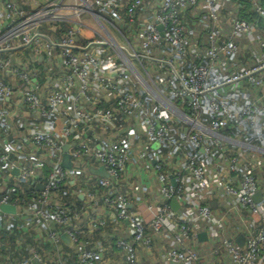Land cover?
Wrapping results in <instances>:
<instances>
[{
    "label": "built area",
    "instance_id": "2783aa9c",
    "mask_svg": "<svg viewBox=\"0 0 264 264\" xmlns=\"http://www.w3.org/2000/svg\"><path fill=\"white\" fill-rule=\"evenodd\" d=\"M30 1L32 6L26 9L14 0L6 1L9 24L0 23V72L22 83L20 87L0 76V100L10 98L14 106L39 115L37 120H28L22 136L32 148L30 153H0L4 185L0 223L8 228L14 216L29 219L27 209L29 216L46 226L62 227L74 221L75 227L68 232L77 242L82 216L100 206L105 214H113L116 228L124 231L115 245L124 254L125 264H140L139 249L150 248L156 238L161 240L165 263L264 264V158L255 152L243 155L230 150L227 139L219 136L220 130L242 123H259L264 136V117L258 116L254 102L234 112L221 100L211 99L208 110L213 118L207 124L200 121L201 95L221 85L211 76L238 52L240 41L252 53V62L230 70L223 84L237 87L246 79L264 89L263 0ZM242 9L258 21L244 17ZM187 14L196 29L205 28L204 35L195 38L187 33ZM90 20L100 28L103 23L114 29L122 24L124 41L118 43L111 34L91 27ZM62 23L68 27L58 32ZM33 43L38 48L24 54L23 49ZM17 49L19 54L12 56L10 52ZM40 55L48 67L45 84L35 68ZM176 55L187 59L183 67L175 66ZM27 56L32 66L23 64ZM133 59L141 67L142 59L155 60L152 71L146 72L147 80ZM42 84L44 95L40 94ZM151 99L185 119L191 130L170 138V120L153 119L146 102ZM173 102L182 107L188 104L190 114ZM5 123L1 111L0 135ZM65 145L70 168L62 165ZM158 146L167 148L154 149ZM37 152L46 156L47 173ZM201 152L216 160L208 164ZM147 157L155 159L149 186L137 179L138 164L143 165ZM173 163L178 167L173 168ZM3 164L15 168L17 174L10 170L2 174ZM98 166L105 168L108 177L95 176L96 182L86 183L81 202L77 193L68 192V199L64 198L62 189L70 187V181ZM93 187L101 190L93 191ZM143 191L151 193L150 202L139 195ZM132 199L136 208L130 207ZM215 199L223 202L219 213L211 206ZM4 204L14 205L16 213L3 212ZM232 212L238 215L239 222L233 227L236 235L224 233ZM106 225L107 220L89 218L91 229ZM200 232L206 233V240L197 243ZM240 234L244 248L235 241ZM48 235L58 246L59 234L48 229ZM10 264L31 263L22 259ZM63 264H98V253L84 248L75 260Z\"/></svg>",
    "mask_w": 264,
    "mask_h": 264
},
{
    "label": "crops",
    "instance_id": "0c3cea01",
    "mask_svg": "<svg viewBox=\"0 0 264 264\" xmlns=\"http://www.w3.org/2000/svg\"><path fill=\"white\" fill-rule=\"evenodd\" d=\"M9 0H0V23L1 24H9L8 19L5 18V8L4 3ZM19 4H22L24 8H29L32 4L30 0H14ZM46 0H35L37 4L42 3ZM58 1V0H55ZM68 3H74L73 0H69ZM264 2V0H263ZM32 6V5H31ZM34 6V4H33ZM148 8V6L146 7ZM144 15H148L149 12L147 9L143 12ZM241 14L244 17L253 19L258 21L253 17V15L247 14V10L242 9ZM247 15V16H246ZM91 27L96 29H100L99 31L103 32V34L109 33L118 43H122L123 39V25L117 24L116 28H112L108 26V23H103L104 28L94 23L92 20L88 21ZM193 19L189 14L185 17V24L187 33L192 37H199L205 34L206 30L203 26L198 29L192 24ZM110 31H109V30ZM38 48L36 43H33L28 48H24V54L30 55L34 50ZM21 50L20 53L23 51ZM172 54H174L171 50H169ZM18 49L15 52H10L13 54L12 56H16ZM9 54V55H11ZM177 60L175 61V66L183 67L187 62V59L184 55H176ZM21 59V58H20ZM252 53L247 49L244 41L239 42V50L238 52L232 56L229 60H226L220 64V67L215 70V72L211 76V80L215 83L221 84L219 87L211 89L210 91L204 92L201 95V106L202 114L200 117V121L204 124H207L212 117L210 111L208 110V103L211 99L221 100L225 104H227V108L231 111H237L241 109L245 104L254 102L256 106V113L259 117H264V89L262 87L258 88L248 83L246 79H242L237 87H233L230 84H223L225 76H227L230 70H234L236 67L240 65L248 66L252 61ZM23 64L32 66L30 60L23 59ZM134 64H136L137 69L141 72V75L144 80H147L146 72H151L154 68L153 63H156L155 60L142 59L141 67L135 59L132 60ZM35 64V63H34ZM36 70L38 69L40 76L39 81L45 84V80L47 79L46 72H48L47 62L43 59V56L40 55L37 58V62L35 64ZM0 76L6 82H15L17 85L22 86V83L12 80V78L5 74V72H0ZM41 86V93L45 94V89L43 85ZM16 96V94H14ZM148 108L154 112L153 119L155 120H163L169 119L171 123V129L169 131V137L175 138L180 134L186 135L191 130V125L185 120L180 118L177 115H172L171 112L164 105H161L160 102L155 101L153 99L146 100ZM176 102V101H175ZM174 103V102H173ZM179 106L178 108L182 109L185 113L190 114L189 105L181 106V104L174 103ZM4 111V118L6 123L2 126V133L0 135V153L2 152H10L11 154H20L18 150L27 153L31 152V147L23 142L22 136L26 133L27 122L29 119H38L39 115L37 111H30L25 107H17L14 106L10 98H4L0 100V112ZM172 118V119H171ZM93 125V124H92ZM219 136L223 141L228 142L227 147L230 150H235L243 155H249L252 152H255L256 155L264 158V136L262 131L260 130L259 123L251 126L248 123H242L238 126L232 128H226L219 131ZM209 140V139H208ZM20 146V149L17 147ZM159 148V150L165 151L167 146H158L154 147V149ZM156 152V150H155ZM38 157L42 163V169L45 173L49 170V163L46 160V156L42 152H37ZM153 151L150 152L152 156ZM201 156L206 159L208 164H212L216 157L205 156L201 152ZM14 158H17L14 156ZM143 165H139V172L137 175L138 181H141L142 185H151L152 184V165L155 163V159L153 157L147 159H143ZM174 163L171 165L173 166ZM10 165L3 164L1 166L3 173L5 174L9 171ZM178 165L173 166V168H177ZM165 168L167 166L165 165ZM14 174H17V170L15 168L10 171ZM48 170V171H47ZM259 170H255V173H258ZM98 175L92 174L90 171L87 175L79 176L75 181H70V187H65L62 189V192L66 194L69 192L70 194H76V197L82 201V197L79 198V194L83 193L85 190L86 183L90 182V184L96 182V177ZM88 179V180H87ZM146 186V187H147ZM4 192L3 182L0 181V195ZM61 194V192H60ZM75 195V194H74ZM139 195L142 196L143 201L150 202L151 193L150 192H140ZM138 204L134 199H132V204L130 207L136 208ZM211 206L216 213L223 211V202L220 200H212ZM26 213L27 218L23 220H19V216H14L12 220V225L8 228H5L4 225L0 223V232L3 239L0 240V264H10L8 260L11 255L18 256L15 262H18L22 259L30 260L31 264H63L65 262L73 261L76 259L77 254L80 250L84 248H91L97 251L98 253V264H125L124 254L116 247L115 241L116 238L122 234L124 231L117 229L115 223L112 221L113 214L107 213L103 211V209L99 206L97 208H93L89 215H83L80 221L82 228L77 235V242H73L69 236V230L75 227V222H68L67 225L59 227L56 225L46 226L41 220L33 219L28 215L29 212L24 211ZM13 215V214H12ZM93 215L95 218H102L107 220V225L105 227H95L93 229L89 226V218ZM238 215L232 212L229 215L228 227L225 229L224 233L229 235H236V231L233 229L234 226L238 224ZM48 229H53L59 234L60 243L58 246H55L52 240L48 235ZM149 235L154 237V234L150 228L147 229ZM238 236V235H237ZM236 236V237H237ZM27 238V239H26ZM27 241V242H26ZM205 240H200L196 236L197 243H202ZM195 243V246H199ZM161 240L157 239L153 242L150 248H140L139 249V263L140 264H181V263H165L163 252L160 247ZM37 258H35V255Z\"/></svg>",
    "mask_w": 264,
    "mask_h": 264
},
{
    "label": "water",
    "instance_id": "95a60500",
    "mask_svg": "<svg viewBox=\"0 0 264 264\" xmlns=\"http://www.w3.org/2000/svg\"><path fill=\"white\" fill-rule=\"evenodd\" d=\"M160 35L163 36L164 32L163 29L160 25L157 26ZM66 152V145L63 146V154H62V165L65 167H70V160H69V156ZM15 170H13L14 172ZM89 171L94 174V175H98V176H104V177H108V173L106 172L105 168L103 166H98V167H90ZM15 173V172H14ZM37 189H42V185H38ZM82 194H79V198H81ZM255 199L258 200L260 199V193H257L255 196ZM171 206L176 209L177 208V204L175 202V200H171ZM1 210L5 213H11L14 214L16 213V208L14 205L11 204H4L1 206ZM197 238L200 240H206V233L205 232H200L197 234ZM236 243L241 247L244 248V241H243V236L240 234L235 238Z\"/></svg>",
    "mask_w": 264,
    "mask_h": 264
},
{
    "label": "trees",
    "instance_id": "16d2710c",
    "mask_svg": "<svg viewBox=\"0 0 264 264\" xmlns=\"http://www.w3.org/2000/svg\"><path fill=\"white\" fill-rule=\"evenodd\" d=\"M246 16H247V15H246ZM253 17H256V16L253 15ZM61 27H62V28H61L58 32L63 31V30L65 29V27H68V25H67L66 23H62V24H61ZM92 190H93V191H96V190L99 191V190H101V188H100V187H93ZM68 195H69L68 192H66L64 198H67V199H68V197H69ZM25 196H26V197H29V192H26V193H25ZM76 198H77V197H76ZM77 201H78V202H81L78 198H77ZM1 233H2V232H0V240L3 239V236H1Z\"/></svg>",
    "mask_w": 264,
    "mask_h": 264
},
{
    "label": "rangeland",
    "instance_id": "374dc122",
    "mask_svg": "<svg viewBox=\"0 0 264 264\" xmlns=\"http://www.w3.org/2000/svg\"><path fill=\"white\" fill-rule=\"evenodd\" d=\"M68 2V1H66ZM109 30V29H108ZM110 31V30H109ZM203 107V106H202ZM66 153V152H65ZM71 164V163H70ZM65 167V166H64ZM71 167V166H70ZM70 167H67V168H70ZM27 212H29L27 209H26ZM27 239V238H26ZM27 242V241H26ZM18 258V256H14V255H11L10 256V259L8 260V263L11 262L13 263L14 261H16V259Z\"/></svg>",
    "mask_w": 264,
    "mask_h": 264
}]
</instances>
